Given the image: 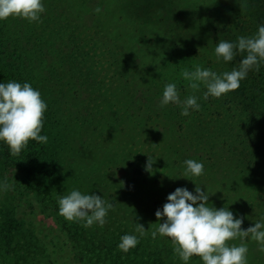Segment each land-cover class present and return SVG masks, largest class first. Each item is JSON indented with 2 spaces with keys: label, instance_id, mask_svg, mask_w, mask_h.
<instances>
[{
  "label": "rangeland",
  "instance_id": "obj_1",
  "mask_svg": "<svg viewBox=\"0 0 264 264\" xmlns=\"http://www.w3.org/2000/svg\"><path fill=\"white\" fill-rule=\"evenodd\" d=\"M42 2L39 22L15 18V26L21 43L30 38L34 63H44L35 73L51 112L42 129L51 183L61 195L79 189L114 205L106 223L85 228L88 232L123 226L134 231L139 223L151 237L158 224L155 212L168 194L177 187L194 191V182L180 177L186 159L203 162L204 173L195 182L210 194V207H228L244 217L243 229L264 216V66L250 71L238 89L207 100L203 85L193 90L181 76L196 65L217 73L237 67L241 55L217 63L214 47L220 40L255 34L264 24V0ZM170 82L181 100L197 96L199 110L182 116L178 105L161 108ZM148 156L151 173L145 170ZM0 181L14 183L1 172ZM37 203L14 186L0 193V221L11 215L32 229L54 264H83L68 236ZM243 242L247 264H264L257 243ZM187 263L202 261L193 256Z\"/></svg>",
  "mask_w": 264,
  "mask_h": 264
},
{
  "label": "clouds",
  "instance_id": "obj_2",
  "mask_svg": "<svg viewBox=\"0 0 264 264\" xmlns=\"http://www.w3.org/2000/svg\"><path fill=\"white\" fill-rule=\"evenodd\" d=\"M44 10L42 0H0V21L14 17L29 23L39 22ZM101 11L97 6L95 12ZM213 52L217 63L227 64L238 54L242 59L231 71L217 73L209 67L196 65L193 70L185 69L181 73L191 89L199 90L201 85L205 87L202 94L204 100L209 97L220 98L238 89L240 82L250 71H258L264 66V24L258 25L252 36H238L235 41L220 40ZM170 103L180 107L182 116H188L191 111L200 108L195 95L180 99L175 82L164 85L159 99L161 108ZM46 109L47 103L42 99L41 93L29 82H0V143L7 146L9 155L19 156L30 140L39 144L48 142V136L41 134ZM152 163V158L148 156L145 170L150 173ZM183 165L180 177L194 182V191L187 187H177L168 194L162 209L158 208L155 212L158 224L151 232L152 238L159 236L170 239L174 254L183 264H187L193 256L199 257L202 264H247L248 245L243 242L246 238L255 241L259 250L264 252V216L243 229L241 225L244 217L234 216L228 207L209 206L210 194L195 182V178L204 173L203 162L186 159ZM13 187L14 183L0 181V193ZM57 204L59 215L69 222L82 224L84 228L94 224L103 226L114 206L101 195L82 193L79 189H72L67 195H61ZM144 232V226L136 223L133 233H125L120 237L118 249L128 253L139 243L137 234L142 236ZM237 238L241 243H228Z\"/></svg>",
  "mask_w": 264,
  "mask_h": 264
},
{
  "label": "trees",
  "instance_id": "obj_3",
  "mask_svg": "<svg viewBox=\"0 0 264 264\" xmlns=\"http://www.w3.org/2000/svg\"><path fill=\"white\" fill-rule=\"evenodd\" d=\"M15 25L14 17L0 21V82L27 81L37 89L35 71L43 68L44 63H34L38 58L36 51L32 52L30 38L21 43ZM36 35L35 32V38ZM49 114L51 112L46 109L42 129L48 125ZM45 153L44 144L30 140L19 156H11L7 146L0 143V172L7 180L14 181L21 196L34 198L40 209L54 218L70 239L79 261L83 264H183L169 241L137 234V246L123 253L117 245L122 235L134 232L132 229L123 226L96 235L80 223L65 220L58 214L57 200L61 192L51 183L52 174ZM44 245L32 229L22 226L11 215L0 221V264H54Z\"/></svg>",
  "mask_w": 264,
  "mask_h": 264
}]
</instances>
